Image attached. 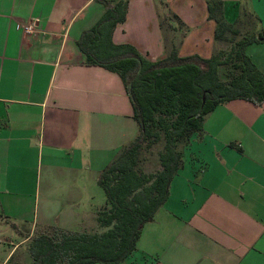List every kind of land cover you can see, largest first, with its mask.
<instances>
[{"label": "crops", "instance_id": "0c3cea01", "mask_svg": "<svg viewBox=\"0 0 264 264\" xmlns=\"http://www.w3.org/2000/svg\"><path fill=\"white\" fill-rule=\"evenodd\" d=\"M105 1L128 2L113 42L152 62L173 42L183 58L226 53L233 37L216 39L210 4L221 2L236 42L264 32V0ZM106 9L96 0H0V264H33L29 251L17 254L46 226L102 231L100 173L139 135L121 77L86 65L77 44ZM246 54L264 74V44ZM181 141L169 199L121 264H264V104L222 103Z\"/></svg>", "mask_w": 264, "mask_h": 264}, {"label": "trees", "instance_id": "16d2710c", "mask_svg": "<svg viewBox=\"0 0 264 264\" xmlns=\"http://www.w3.org/2000/svg\"><path fill=\"white\" fill-rule=\"evenodd\" d=\"M96 1L105 5L106 12L77 44L86 55V65L121 77L139 135L100 173L98 184L106 198L98 212L102 231L48 226L36 230L28 249L33 264L123 263L136 251L144 227L169 199L171 183L182 166L179 142L201 131L206 117L222 103L264 104V74L246 54L249 46L264 44V32L235 41L228 55L221 52L210 59L180 57L179 42H173L167 58L152 62L135 47L113 42L116 27L126 20L128 2L111 6L105 0ZM209 13L218 25L216 39H224L226 33L235 39L239 31L225 21L221 2L210 4ZM230 65L234 69L229 68L232 72L223 80L221 70L228 71ZM162 141L161 169L144 172V155Z\"/></svg>", "mask_w": 264, "mask_h": 264}, {"label": "rangeland", "instance_id": "374dc122", "mask_svg": "<svg viewBox=\"0 0 264 264\" xmlns=\"http://www.w3.org/2000/svg\"><path fill=\"white\" fill-rule=\"evenodd\" d=\"M166 22V21H165ZM166 24H167V22H166ZM226 41V44H227V55L230 53V50L233 48V46H234V43H235V39H233V40H229V39H226L225 40ZM226 55V56H227ZM263 56V55H262ZM228 68H227V70L228 71H226V70H224V69H222L221 70V76H222V79L223 80H225L226 79V75H227V72H232V70L231 71H229V68L230 69H232L233 68V66L232 65H230V66H227ZM232 67V68H231ZM234 69V68H233ZM234 72V71H233ZM262 73V72H261ZM263 74V73H262ZM181 142H184V140L183 141H181ZM164 145H165V143L162 141V142H160L159 144H157L156 146H154L150 151H148L145 155H144V161L142 162V164H141V167H142V169H143V171L144 172H146V173H155V172H158L160 169H161V164H160V159H159V153L164 149ZM185 147V146H184ZM184 147L182 148V149H184ZM99 186V185H98ZM101 192V191H100ZM101 194H103L102 196H104L105 197V194H104V192H101ZM87 194L86 193H84V197H86V198H84L83 200V202L85 203V204H87V203H89L90 201H92L93 202V204H96V206L97 205H99V203H98V201L97 200H90V199H87V196H86ZM36 231V230H35ZM23 233H26V232H23ZM33 234H35V232L33 233ZM17 239V241H21L20 240V237H17L16 238ZM31 243V242H30ZM29 243V245H27V244H23L22 245V248H21V250L18 252V254H17V257L16 258H25V257H27V254H28V249H29V247H30V244Z\"/></svg>", "mask_w": 264, "mask_h": 264}, {"label": "built area", "instance_id": "2783aa9c", "mask_svg": "<svg viewBox=\"0 0 264 264\" xmlns=\"http://www.w3.org/2000/svg\"><path fill=\"white\" fill-rule=\"evenodd\" d=\"M20 28V26H19ZM34 25L33 24H28L26 26H23L22 29L26 32V33H30L33 31Z\"/></svg>", "mask_w": 264, "mask_h": 264}]
</instances>
